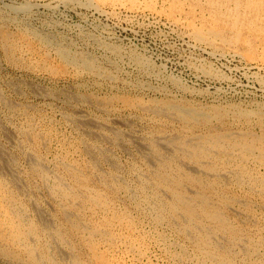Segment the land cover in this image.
Listing matches in <instances>:
<instances>
[{
  "label": "rangeland",
  "instance_id": "1",
  "mask_svg": "<svg viewBox=\"0 0 264 264\" xmlns=\"http://www.w3.org/2000/svg\"><path fill=\"white\" fill-rule=\"evenodd\" d=\"M0 42V264H264V0H0Z\"/></svg>",
  "mask_w": 264,
  "mask_h": 264
},
{
  "label": "bare ground",
  "instance_id": "2",
  "mask_svg": "<svg viewBox=\"0 0 264 264\" xmlns=\"http://www.w3.org/2000/svg\"><path fill=\"white\" fill-rule=\"evenodd\" d=\"M36 1V0H35ZM39 1V0H38ZM196 1V0H195ZM152 2V1H151ZM32 3H33V1H32ZM42 3V2H41ZM60 3H62V2H60ZM210 3V2H209ZM94 4V9L96 10V11H98V12H101V13H105V10H103V8L102 7H100L99 5H97V4H95V3H93ZM172 4V3H171ZM175 4V3H174ZM262 5V4H261ZM104 6V5H103ZM175 6V5H174ZM233 6H236L235 4L233 5ZM146 7V6H145ZM25 9V8H24ZM29 9H30V7H29ZM32 9V8H31ZM25 11V10H24ZM158 11V10H157ZM210 11V10H209ZM195 13V12H194ZM229 14V13H228ZM31 15H32V13H31ZM34 15V14H33ZM32 15V16H33ZM168 15V14H167ZM11 17V16H10ZM35 18V17H34ZM224 18V17H223ZM243 21V20H242ZM187 24V23H186ZM9 25V24H8ZM234 25V24H233ZM25 26V25H24ZM186 27V26H185ZM23 29V28H22ZM28 29H30V28H28ZM27 29V30H28ZM4 31V30H3ZM244 31V30H243ZM23 32H24V30H23ZM7 34V33H6ZM36 34V33H35ZM31 35V34H30ZM253 35H254V33H253ZM260 35V34H259ZM3 37V36H2ZM18 37V36H17ZM39 38V37H38ZM14 41V40H13ZM244 41V40H243ZM247 41V40H246ZM253 41V40H252ZM3 42V41H2ZM2 42H0V43H2ZM10 42V41H9ZM43 43V42H42ZM243 43V42H242ZM247 43V42H246ZM46 44V43H45ZM53 44V43H52ZM244 45V44H243ZM30 46V45H29ZM51 46V45H50ZM58 47V46H57ZM8 48V47H7ZM49 48V47H48ZM30 49V48H29ZM12 50H13V48H12ZM20 50V49H19ZM62 52V54L63 55H66L67 54V52L66 51H61ZM226 53V52H225ZM237 55V54H236ZM68 56V55H67ZM71 57V56H70ZM62 58V57H61ZM64 58V57H63ZM69 59V58H68ZM67 59V60H68ZM74 59V58H73ZM88 59V58H87ZM80 60V59H79ZM83 60V62H84V64L85 65H89L88 64V62L86 61V59L85 58H83L82 59ZM88 61H90L89 59H88ZM65 62V61H64ZM78 62V61H77ZM99 64V63H98ZM74 65V64H73ZM76 66V65H75ZM182 85V84H181ZM58 88V87H57ZM51 92V91H50ZM63 97V96H62ZM67 98V97H66ZM75 99V98H74ZM97 100V99H96ZM2 101V100H1ZM3 102V101H2ZM66 102V101H65ZM70 102V101H69ZM147 104V103H146ZM7 105V104H6ZM4 107V106H3ZM13 107V106H12ZM15 107V106H14ZM100 107V106H99ZM21 108V107H20ZM187 108V107H186ZM1 109V108H0ZM4 109V108H3ZM3 109H2V111L1 112H3ZM18 109V108H17ZM153 109V108H152ZM182 109V108H181ZM185 109V108H184ZM188 109H189V107H188ZM264 109V108H263ZM24 110V109H23ZM9 111V110H8ZM15 111V110H14ZM21 111V110H20ZM24 111H26V110H24ZM84 111V110H83ZM10 112V111H9ZM12 112V111H11ZM28 113V112H27ZM15 114V113H14ZM13 114V115H14ZM41 114V113H40ZM73 114V113H72ZM208 114V113H207ZM19 115V114H18ZM80 115H81V113H80ZM89 115V114H88ZM30 116V115H29ZM28 117V116H27ZM82 117L83 118H80L81 119V121L83 122V124H85V123H87V121H86V119H84V116L82 115ZM89 117H90V115H89ZM173 117V116H172ZM178 117V116H177ZM176 118V117H175ZM217 118V117H216ZM69 119V118H68ZM73 119V118H72ZM79 119V118H78ZM34 120V119H33ZM176 120V119H175ZM185 120V119H184ZM21 121V120H20ZM69 122V121H68ZM79 123H80V121H78ZM204 123V122H203ZM17 124V123H16ZM34 124V123H33ZM171 124V123H170ZM79 125V124H78ZM35 126V125H34ZM34 126L32 127V128H34ZM81 126V125H80ZM83 126V125H82ZM38 127V126H37ZM41 127V126H40ZM88 127V126H87ZM113 127V126H112ZM84 128H86V127H84ZM97 128V127H96ZM42 130V129H41ZM89 130V129H88ZM38 131H39V129H38ZM119 131V130H118ZM117 131V132H118ZM35 132V131H34ZM47 132V131H46ZM90 134H92V130H89L88 131ZM134 132V131H133ZM31 133V132H30ZM48 133V132H47ZM85 133V132H84ZM116 133V132H115ZM135 133V132H134ZM5 134V133H4ZM98 134V133H97ZM133 134V133H132ZM252 134V133H251ZM47 135V134H46ZM104 135V134H103ZM108 135V134H107ZM121 135V134H120ZM44 136H45V134H44ZM82 136V135H81ZM86 136V135H85ZM97 136V135H96ZM197 136V135H196ZM227 136V135H226ZM35 137V136H34ZM47 137V136H46ZM91 137V136H90ZM93 137V136H92ZM164 137V136H163ZM40 138V137H39ZM45 138V137H44ZM50 138V137H49ZM48 138V139H49ZM99 138V137H98ZM114 138V137H113ZM130 138V137H129ZM43 139V138H42ZM90 139V138H89ZM95 139V138H94ZM116 139V138H115ZM114 139V140H115ZM120 139V138H119ZM245 139V138H244ZM55 140V139H54ZM60 140V139H59ZM99 140V139H98ZM113 140V141H114ZM120 140H122V139H120ZM240 140V139H239ZM42 141H44V140H42ZM85 141H87V140H85ZM123 141V140H122ZM139 141V140H138ZM218 141H219V139H218ZM14 142V141H13ZM16 142V141H15ZM36 142H38V141H36ZM119 142V141H118ZM192 142V141H191ZM10 143V142H9ZM86 143V142H85ZM89 143V142H88ZM95 143V142H94ZM100 143V142H99ZM113 143V142H112ZM120 143V142H119ZM152 142H146V141H140L138 144V146H140L141 147V150L147 155V156H149V157H151V158H153V157H156V158H161L162 156H163V152H160V151H158V149H157V151H155V148L153 147V143L151 144ZM156 143H157V145L158 146H160L161 148H164V150H166V152H170V151H177V150H180V151H185L186 149H185V146L184 145H182L181 143H179V145L177 146L176 144H174L173 142H171V141H166L165 139H162V138H159V139H157V141H156ZM206 143V142H205ZM117 144V143H116ZM126 144V143H125ZM184 144V143H183ZM186 144V143H185ZM93 145V144H92ZM102 145V144H101ZM187 145H188V143H187ZM86 147H87V144L85 145ZM91 146V145H90ZM89 146V147H90ZM93 146H95V145H93ZM100 146V145H99ZM53 147V146H52ZM57 147V146H56ZM102 147H104V146H102ZM91 148V147H90ZM90 148H88V149H90ZM95 148V147H94ZM188 148V147H187ZM191 148V147H190ZM216 148V147H215ZM247 148V147H246ZM254 148V147H253ZM258 148V147H257ZM1 149V148H0ZM96 149H97V147H96ZM42 150V149H41ZM98 150V149H97ZM189 150V149H188ZM191 150V149H190ZM87 150H85V152H86ZM126 151V150H125ZM161 151H162V149H161ZM94 152V151H93ZM101 152V151H100ZM32 153V152H31ZM91 153V152H90ZM183 153V152H182ZM260 153V152H259ZM0 154H1V151H0ZM2 154H3V152H2ZM7 154V153H6ZM40 154V153H39ZM96 154V153H95ZM143 154V153H142ZM31 156L33 155V154H30ZM42 155V154H41ZM88 155V154H87ZM109 155H110V153H109ZM170 155V154H169ZM27 156V155H26ZM94 156H96V155H94ZM173 156V155H172ZM239 156V155H238ZM2 157H3V159H4V162H5V164L4 165H2V168H1V170H0V172H2V173H5L4 172V170L6 171H8L9 172V176L7 175V178H9L10 179V182L12 183H14L16 186H20L19 185V181H17V179H16V173H15V169H14V167H13V165L5 158V156L4 155H2ZM11 157V156H10ZM30 157V156H29ZM44 157V156H43ZM42 157V158H43ZM59 157V156H58ZM97 157V156H96ZM108 157H110V156H108ZM164 157V156H163ZM175 157V156H174ZM39 158V157H38ZM100 158V157H99ZM102 158V157H101ZM103 158H106V157H103ZM155 158V159H156ZM41 159V158H40ZM91 159V158H90ZM171 159V158H170ZM258 159V158H257ZM29 160H30V162H31V164H32V166L33 167H35L37 170H38V168H37V165L39 164L37 161H35L34 159H33V156L31 157V158H29ZM66 160V159H65ZM105 160V159H104ZM145 160V159H144ZM161 160V159H160ZM174 160V159H173ZM200 160V159H199ZM11 161V160H10ZM43 161H45V160H43ZM106 161V160H105ZM191 161V160H190ZM3 162V160L1 159V157H0V163H2ZM15 162V161H14ZM27 162H29L28 160H27ZM67 162V161H66ZM120 162V161H119ZM162 162H163V159H162ZM200 162V161H199ZM38 163V164H37ZM57 163V162H56ZM259 163V162H258ZM28 164V163H27ZM30 164V163H29ZM31 164L29 165V167L31 166ZM42 164V163H41ZM40 164V165H41ZM55 164V163H54ZM91 164V163H90ZM113 164V163H112ZM196 164V163H195ZM52 165H53V163H52ZM92 165V164H91ZM104 165V164H103ZM162 165V164H161ZM184 165V164H183ZM31 166V167H32ZM44 166V165H43ZM188 166V165H187ZM193 166V165H192ZM191 166V167H192ZM239 166V165H238ZM181 167V166H180ZM189 167V166H188ZM191 167H189V168H191ZM214 167V166H213ZM92 168V167H91ZM98 168V167H97ZM93 170V169H92ZM115 170V169H114ZM196 170H199V168L197 169L196 168ZM39 171V170H38ZM56 171V170H55ZM57 172V171H56ZM132 172V171H131ZM52 173V172H51ZM55 173V172H54ZM95 173V172H94ZM99 173V172H98ZM98 173H96L97 175H99ZM128 173V172H127ZM196 173H198V172H196ZM212 173V172H211ZM49 174V173H48ZM221 174V173H220ZM60 175V174H59ZM71 175V174H70ZM93 175V174H92ZM52 176H54V175H52ZM95 176V175H94ZM226 176V175H225ZM242 176V175H241ZM4 177V176H3ZM59 177V176H58ZM68 177V176H67ZM83 177V176H82ZM97 177V176H96ZM112 177V176H111ZM116 178H117V176H115ZM146 177V176H145ZM264 177V176H263ZM53 178V177H52ZM100 178V177H99ZM3 179V178H2ZM101 179V178H100ZM195 179V178H194ZM59 180H61V179H59ZM113 180V179H112ZM119 180V179H118ZM161 180H163V179H161ZM263 180V179H262ZM51 181V180H50ZM98 181V180H97ZM44 182V181H43ZM42 182V183H43ZM114 182V181H113ZM184 182V181H183ZM3 183V182H2ZM64 183V182H63ZM93 183V182H92ZM119 183V182H118ZM28 184V183H27ZM48 184V183H47ZM50 184V183H49ZM48 184V185H49ZM170 184V183H169ZM205 184V183H204ZM2 185V184H1ZM5 185V184H4ZM64 185H65V183H64ZM201 185V184H200ZM248 185V184H247ZM47 186V185H46ZM51 186H52V184H51ZM167 186V185H166ZM4 187V186H3ZM15 187V186H14ZM179 187V186H178ZM210 187V186H209ZM7 188V187H6ZM13 188V187H12ZM16 188V187H15ZM177 188V187H176ZM193 188V187H192ZM5 189V188H4ZM10 189V188H9ZM250 189V188H249ZM254 189V188H253ZM14 190V189H13ZM166 190V189H165ZM3 191V190H2ZM15 191V190H14ZM261 191V190H260ZM263 191V190H262ZM1 192V191H0ZM7 192V191H6ZM93 193V192H92ZM165 193V192H164ZM258 193V192H257ZM8 194V193H7ZM16 194V193H15ZM64 194V193H63ZM226 194V193H225ZM5 195H6V193H5ZM104 195V194H103ZM193 196V195H192ZM2 197H4V195L2 196ZM9 198H10V196H8ZM12 198H14V197H12ZM11 198V199H12ZM1 199V198H0ZM6 199H8V198H6ZM11 199H9V200H11ZM214 199V198H213ZM232 199V198H231ZM200 200H202V199H200ZM237 200V199H236ZM250 200V199H249ZM263 200V199H262ZM6 201V200H5ZM181 201V200H180ZM188 201V200H187ZM186 201V202H187ZM2 202V201H1ZM164 202V201H163ZM11 203V202H10ZM9 203V204H10ZM149 203V202H148ZM187 203H189V202H187ZM204 203V202H203ZM257 204V203H256ZM2 205H4L3 203H2ZM15 205V204H14ZM157 205V204H156ZM163 205V204H162ZM198 205V204H197ZM205 205V204H204ZM10 206V205H9ZM8 206V207H9ZM149 206V205H148ZM147 206V207H148ZM171 206V205H170ZM235 206V205H234ZM258 206V205H257ZM7 207V206H6ZM17 207V206H16ZM10 208V207H9ZM192 208V207H191ZM253 208V207H252ZM169 209V208H168ZM193 209V208H192ZM17 210V209H16ZM151 210V209H150ZM181 210V209H180ZM196 210V209H195ZM235 210V209H234ZM240 211V210H239ZM179 212V211H178ZM186 213H188L187 211H185ZM237 212V211H236ZM16 213V212H15ZM27 213V212H26ZM41 213V212H40ZM222 213V212H221ZM241 213V212H240ZM20 214H22V213H20ZM181 214V213H180ZM223 214V213H222ZM9 215H11V214H9ZM17 215V214H16ZM150 215V214H149ZM162 215V214H161ZM188 215V214H187ZM264 215V214H263ZM13 216V215H12ZM146 216V215H145ZM185 216V215H184ZM183 216V217H184ZM6 217V216H5ZM9 217V216H8ZM16 218H17V216H15ZM39 217H41V220H43V221H45V218L46 217H44V214H41ZM38 217V218H39ZM131 217V216H130ZM187 217V216H186ZM12 218V217H11ZM109 218V217H108ZM162 218V217H161ZM192 218V217H191ZM21 219V218H20ZM183 219V218H182ZM193 219V218H192ZM19 220V219H18ZM105 220V219H104ZM184 220V219H183ZM96 221V220H95ZM242 221V220H241ZM10 222V221H9ZM86 222V221H85ZM182 222V221H181ZM40 223V222H39ZM110 223V222H109ZM129 223V222H128ZM177 223V222H176ZM258 223V222H257ZM45 224H47V225H49L46 221H45ZM12 225V224H11ZM112 225V224H111ZM106 227V226H105ZM31 228V227H30ZM45 228V227H44ZM1 229V228H0ZM198 229V228H197ZM206 229V228H205ZM20 230V229H19ZM1 231V230H0ZM105 231V230H104ZM137 231V230H136ZM145 231V230H144ZM226 232V231H225ZM54 232H52V234H53ZM162 233V232H161ZM21 234H23V233H21ZM218 234V233H217ZM25 235V234H24ZM50 235V234H49ZM191 235V234H190ZM30 236V235H29ZM51 236V235H50ZM27 238V237H26ZM213 238V237H212ZM236 238V237H235ZM1 239V238H0ZM24 240V239H23ZM22 240V241H23ZM27 240V239H26ZM55 240V239H54ZM126 240V239H125ZM56 241V240H55ZM162 241V240H161ZM168 241H170V240H168ZM229 243V242H228ZM244 243V242H243ZM156 244V243H155ZM189 245V244H188ZM10 246V245H9ZM168 246V245H167ZM196 246V245H195ZM242 246V245H241ZM26 247V246H25ZM134 247V246H133ZM148 247V246H147ZM216 247V246H215ZM169 248H171V247H169ZM63 249V248H62ZM128 249V248H127ZM166 249V248H165ZM180 249V248H179ZM27 250V249H26ZM66 250V249H65ZM95 250V249H94ZM200 250V249H199ZM212 250V249H211ZM259 250V249H258ZM51 251V250H50ZM99 251V250H98ZM129 251V250H128ZM186 251V250H185ZM16 252V251H15ZM28 252V251H27ZM179 252V251H178ZM34 253V252H33ZM166 253V252H165ZM235 254V253H234ZM253 254V253H252ZM100 255V254H99ZM191 256V255H190ZM13 257V256H12ZM36 257V256H35ZM33 258H34V255H33ZM15 259H17L16 257H15ZM104 259V258H103ZM203 259V258H202ZM232 259V258H231ZM21 260V259H20ZM34 261V260H33ZM179 261V260H178ZM256 261V260H255ZM19 262H21V261H19ZM52 263V262H51ZM173 263V262H172ZM39 264V263H38ZM54 264V263H53ZM243 264V263H242Z\"/></svg>",
  "mask_w": 264,
  "mask_h": 264
}]
</instances>
